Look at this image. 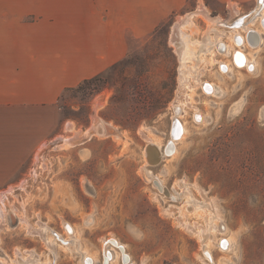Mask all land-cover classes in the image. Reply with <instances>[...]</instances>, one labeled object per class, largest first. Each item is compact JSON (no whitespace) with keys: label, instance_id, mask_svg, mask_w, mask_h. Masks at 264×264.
Instances as JSON below:
<instances>
[{"label":"rangeland","instance_id":"1","mask_svg":"<svg viewBox=\"0 0 264 264\" xmlns=\"http://www.w3.org/2000/svg\"><path fill=\"white\" fill-rule=\"evenodd\" d=\"M125 3L126 29L134 26L140 36L129 38L124 57L98 80L62 93L56 102L58 125L30 154L24 175L10 189L0 188V264H24L29 256L49 264H82L60 245L54 257L25 225L43 224L45 237L52 238L51 231L67 236L64 222L73 226L80 248L97 253L98 264L102 240L109 236L125 244L135 264H264V39L257 49L243 46L254 68L231 65L223 72L218 62L230 63V53L202 52L198 41L208 22L201 15L192 18L195 67L191 59L182 65L170 42L176 20L199 6L229 23L248 14L256 0ZM255 21L252 27L260 28ZM181 70H188L183 87ZM192 71L213 83L216 92L205 94ZM182 93L181 100L190 102L182 105L184 111L173 106ZM194 110L203 118L195 121ZM175 116L187 128L177 152L149 166L176 196L171 199L160 194L142 167L144 147L151 140L162 147ZM102 125L119 137L105 135ZM186 196L202 201L208 221L215 219L224 229L209 234L213 261L182 224H207ZM221 237L232 239L229 249L218 247Z\"/></svg>","mask_w":264,"mask_h":264},{"label":"crops","instance_id":"2","mask_svg":"<svg viewBox=\"0 0 264 264\" xmlns=\"http://www.w3.org/2000/svg\"><path fill=\"white\" fill-rule=\"evenodd\" d=\"M126 8L125 0H0V188L24 175L58 125L62 93L122 59L140 36L126 29Z\"/></svg>","mask_w":264,"mask_h":264},{"label":"bare ground","instance_id":"3","mask_svg":"<svg viewBox=\"0 0 264 264\" xmlns=\"http://www.w3.org/2000/svg\"><path fill=\"white\" fill-rule=\"evenodd\" d=\"M195 15H201L208 22V30H206V32L204 33L202 40L198 41L199 45L201 46L202 52H209L211 54L221 53L224 55L230 53V63L223 60H220L218 62V66L222 72L226 70L228 71L231 65L237 68H254V60H252V58L248 56V54L243 48L246 47L249 49H257L262 43V40L264 39V0H256V5L248 14L239 16L234 19L235 21L232 20L229 23L221 21L219 17H211L206 8L202 6H199V8H197L195 11L188 12L179 17L172 27V35L170 37V42L174 45L176 51L178 52L182 65H184L183 63L186 59H191L194 61V67L196 66L195 61L198 60V56H195L197 55L195 52V49L197 47L194 40H192L191 38V33L195 32L192 20ZM255 20L258 21L260 28L252 27L251 24H253ZM215 23L224 25L226 27V30L216 26ZM185 28H190L191 32L186 33ZM208 32L211 33L209 34ZM246 33H248V35ZM223 37H227L228 40H224ZM202 52L200 54H202ZM190 75L192 76V79L195 83L199 82L200 87L202 88L205 94H212L216 92V86L210 81L200 80L198 77V73H196L195 71H192V74ZM187 79L188 70H181L180 87H183L186 83H188ZM179 92H181V90ZM182 95L183 93L181 94V96H176L173 106L177 105L182 108V105H190V102H184L181 100ZM183 109L184 108H182V110ZM175 111L178 113V108H175ZM193 118L195 121H198L202 119L203 116L200 112H198V110H194ZM175 119H177V121H175ZM172 120L173 121L169 139L164 143L162 147L160 146V142L156 140L149 141L144 147L143 156L145 164L142 169L146 177L150 179L154 187L160 192L163 197L175 199L176 196L164 184L162 179L157 175H154V173L149 169V166L158 165L162 161L163 157L173 156L177 152L178 143L183 139L184 135L186 134V124L182 122L179 117L177 118V116L172 118ZM102 127L105 135L108 133H112L113 136L119 137L118 133L114 129L107 128L106 125H102ZM153 180H155V182H153ZM184 187L186 188L185 185ZM186 198L188 205H191L194 212L198 213V215L200 216L206 217L207 224L206 226H201L196 223L188 224L184 221L182 222V224L188 230L192 231L194 234L197 235L199 241L201 242L205 257L209 261H213V255L211 253V250L208 248L210 247L211 243L209 234L212 231L223 232L224 229L219 228V223L215 222L214 218V220L208 221V215L202 213V211L204 210L203 208H205V204L202 201H198L192 196H186ZM2 211L3 207L0 206L1 217L4 216ZM25 225L28 231L38 235L40 238L43 239L48 249L52 251L54 257H56L55 248L60 245L65 249L72 251L74 256L76 255L79 258L80 263L98 264V256L96 252L91 253L78 246L76 236L74 235V228L69 223L64 222L63 224L67 236H63L57 232L53 236L51 231L50 234L52 235V238L45 237L44 234L47 231V227L43 224H39L38 228H32L28 224ZM219 239L220 240H218V247L221 250L229 249L232 246V239L223 237ZM100 249L101 255L99 264H135L131 259L130 253L126 250L125 244H123L118 238L114 236H109L107 239L105 238L104 240H102ZM28 253L32 252L28 251ZM49 263V261H38V259L34 256L24 258V264Z\"/></svg>","mask_w":264,"mask_h":264},{"label":"trees","instance_id":"4","mask_svg":"<svg viewBox=\"0 0 264 264\" xmlns=\"http://www.w3.org/2000/svg\"><path fill=\"white\" fill-rule=\"evenodd\" d=\"M100 77H99V74L98 75H95L94 77H91V78H88V79H84L83 81H81L79 84H77L75 87H70V88H67L65 91L67 90H72V89H77V88H81L82 86H85L88 85V84H91L92 82L98 80ZM60 98V97H59Z\"/></svg>","mask_w":264,"mask_h":264},{"label":"built area","instance_id":"5","mask_svg":"<svg viewBox=\"0 0 264 264\" xmlns=\"http://www.w3.org/2000/svg\"><path fill=\"white\" fill-rule=\"evenodd\" d=\"M44 142H45V141H44ZM44 142H42V143L39 145V147H40ZM39 147H38V148H39ZM38 148H37V149H38ZM37 149H36V150H37ZM0 193H2V192H0ZM0 203H1V202H0Z\"/></svg>","mask_w":264,"mask_h":264},{"label":"water","instance_id":"6","mask_svg":"<svg viewBox=\"0 0 264 264\" xmlns=\"http://www.w3.org/2000/svg\"><path fill=\"white\" fill-rule=\"evenodd\" d=\"M175 121H177V119H175ZM153 182H155V180Z\"/></svg>","mask_w":264,"mask_h":264},{"label":"flooded vegetation","instance_id":"7","mask_svg":"<svg viewBox=\"0 0 264 264\" xmlns=\"http://www.w3.org/2000/svg\"><path fill=\"white\" fill-rule=\"evenodd\" d=\"M246 34L248 35V33H246ZM247 35H246V36H247Z\"/></svg>","mask_w":264,"mask_h":264}]
</instances>
